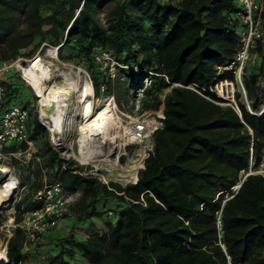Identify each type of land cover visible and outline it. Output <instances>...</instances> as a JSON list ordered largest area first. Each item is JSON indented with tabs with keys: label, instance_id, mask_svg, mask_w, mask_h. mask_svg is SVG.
<instances>
[{
	"label": "trees",
	"instance_id": "trees-1",
	"mask_svg": "<svg viewBox=\"0 0 264 264\" xmlns=\"http://www.w3.org/2000/svg\"><path fill=\"white\" fill-rule=\"evenodd\" d=\"M239 10V0H0V62L28 56L37 38L50 36L61 59L72 60L62 55L69 46L87 62L97 96L115 95L114 84L123 83L126 98L142 90L139 112L164 106L144 167L126 185L103 183L44 143L43 165H56L64 189L80 196L69 206V232L39 257L42 264H73L77 254L88 264H264V173L257 172L264 115L239 102L240 116L210 91L234 79L218 67L235 57ZM102 52L119 63L117 78L103 77L95 57ZM24 84L20 75L0 80V104L27 107L17 90ZM243 84L248 98L264 91V63L247 68ZM28 127L45 130L32 110ZM37 187L18 211L26 202L24 212L37 207ZM108 204L104 230L76 238L77 224L99 219ZM24 243L18 227L7 242L8 264L24 263Z\"/></svg>",
	"mask_w": 264,
	"mask_h": 264
},
{
	"label": "rangeland",
	"instance_id": "rangeland-1",
	"mask_svg": "<svg viewBox=\"0 0 264 264\" xmlns=\"http://www.w3.org/2000/svg\"><path fill=\"white\" fill-rule=\"evenodd\" d=\"M100 21L105 24L106 17L105 13L99 14ZM238 33V31H237ZM53 38L48 37L45 41L41 42L40 38H37L35 41V44H38V46L33 49V46L26 49L24 52H29V55L26 57H21L17 60L10 61V62H0V80H6L10 76H16L20 75V77L23 79L25 84L22 86L20 85L17 90L19 93H21V97L26 98L24 100H28L27 108L32 110L34 113H37L38 118L40 122L43 124V121L40 119L39 116V109H40V100L41 98L36 95V92L33 90V88L28 85L27 81L23 78L19 68L17 67L18 63H26V61L32 60L35 57H40L44 59L45 61H49L54 63L56 66L59 67L60 71L63 73H70L71 76L76 78V73L80 78H84L85 80L89 81L91 83V76L87 69V62L82 60L81 57H78L77 51L71 47H66L64 50H62V55L64 56H70L72 60H63L59 56V50L58 55L55 59L51 57L50 54H48L49 50H52L54 48L58 49V46L52 43ZM57 51V50H56ZM261 56H262V62L264 63V45L261 48ZM110 58H113L111 54L109 55ZM114 60V59H113ZM99 63V70L101 71L103 77L105 78H117V67L114 65V63L109 59L105 58L101 61H98ZM13 64V66H12ZM253 67V66H252ZM72 70V71H71ZM114 70V74L112 72ZM54 78V79H53ZM49 82H47V86L51 87L55 81L60 82L61 77H53ZM123 80V79H122ZM122 82V81H121ZM234 91L231 86H228L227 89L224 90V96L227 98L226 90H231L234 92V98L230 100H234L235 103L230 102L228 100H224V105H233L236 110H238V103L241 102L245 105L246 109L249 112H260L259 115H264L263 107H264V91H259V95L257 97H247L248 101H245V97L241 95V97H237V92L242 93L238 89V85L234 80ZM92 85V83H91ZM93 87V85H92ZM124 85L123 83H117L114 84V92L115 95H105L102 94L100 96H97L94 93L93 89V112H96L97 110L101 109L106 101L108 99H112L114 102V108L112 110V120L116 123L121 124V129L124 131L125 129L131 128V123L134 124L137 120H150L153 119L156 115L153 111L148 112H139L138 111V103L139 99L142 97V90H130V96L128 98L124 97L122 94ZM120 95L118 98V95ZM221 92L218 90L216 92V95L218 97H221ZM76 97V93L70 94L68 96V101L71 102ZM222 98V97H221ZM239 111V110H238ZM135 119V121H134ZM77 122H80L82 120L81 116H77L75 118ZM44 125V124H43ZM45 130H40L39 132H36L32 128L28 127L29 132V138L33 142V151L35 152L37 156L41 158V162L37 163L35 160L33 162H30L29 164H26L24 162H20L19 160L13 159L10 163H2L0 164L7 165L10 170L12 171V174L17 178L18 184L17 188L14 192L13 198L11 202L9 203L11 205L10 208H6L0 217V250H7V242L9 238L13 235L15 230L18 229V225L15 222V219L20 217L21 220L23 218V215L25 214L24 208L26 205H28L29 202L24 203L21 206V210L18 211L16 209V204L21 201L24 194L31 191V188L33 185H35L37 178L41 174V168L45 169L47 172L48 177L52 178L54 176V172L56 170V166H44V160L42 157L46 154L42 147L44 146L45 142H48V145L56 151L62 158L69 159L74 161L75 163L82 165L84 167H87V171L90 174H93L99 178L103 183L108 184L109 182H118L122 185H126L129 182H135L137 180L138 171L144 167V160L148 156V153L153 145V139L152 137L144 140V141H134L130 140L129 135L126 136V138H123L120 140L119 145L115 148L113 145L109 142H106L103 144V150L108 155L109 161H94V162H80L75 156L72 154L71 151L68 149H64L63 147H57L54 145V143L51 141V134L47 126H45ZM76 135V131H73L71 133H68V135L65 137L66 139L74 138ZM24 151V150H23ZM143 152V154H142ZM41 165L43 167H41ZM249 172L253 170H248ZM258 173H264V156L262 164L258 167L257 170ZM242 174L244 175L245 172L243 171ZM71 196L70 205L73 204L76 199L78 198L77 195L69 193ZM109 207H105L107 209H103L102 213L103 215L97 219H91L86 220L80 224H77V228L75 229V236L78 239H83L87 233L88 230H91L93 228L104 230L105 228V221L109 219V214L107 210H110L114 205L108 204ZM73 216L70 214V211L65 216V218L60 222L59 226L54 230V232L51 231V237L48 241L46 239L47 237H43L40 240V244L35 245L31 248L30 251L26 252V254H29L31 251L36 252L35 258H31L32 262H28V257H26L27 261L23 264H42V259H39L40 256H42L45 253L51 252L50 250L54 248V246L59 241V238H62L65 234L69 232L68 226L66 228H63V225L69 224L71 222V218ZM69 221V223H66ZM47 235V234H46ZM6 253V252H5ZM73 264H88V262L80 255L77 254L72 259Z\"/></svg>",
	"mask_w": 264,
	"mask_h": 264
},
{
	"label": "built area",
	"instance_id": "built-area-1",
	"mask_svg": "<svg viewBox=\"0 0 264 264\" xmlns=\"http://www.w3.org/2000/svg\"><path fill=\"white\" fill-rule=\"evenodd\" d=\"M239 1L240 10L236 14L240 23L237 30L239 36L238 48L233 61L218 67L219 73L227 71L233 75L234 79L220 80L210 89L215 94L220 90L222 99L233 103H235L234 100L230 99L234 98V80L238 85V89L242 92L241 95L247 98L243 77L247 68L261 65L262 56L260 51L264 45V0ZM109 55L107 52H102L95 57L97 61L109 58L114 65L118 66L119 63L114 58H110ZM112 72L114 74V70ZM145 84L148 85L149 81L146 80ZM228 86H231L233 91L226 90L228 97L225 98L224 90ZM102 89H104V86H102ZM230 106L234 107L232 104ZM163 109L164 106L162 105L158 111H153L156 115L153 119L134 122L132 137L135 141L141 142L152 137L154 132L162 127ZM29 110L20 104H10L5 107L0 104V162L8 164L13 159L26 164L34 160L37 163L41 162V158L31 151L33 142L29 138L28 132ZM238 110H240L239 107ZM251 113L254 115L260 114V112ZM22 143L28 145V148L24 151L20 148ZM13 146L16 149H12ZM62 169H65V165H62ZM36 181L38 187L34 192L32 201L37 207L26 211L22 220L17 224L25 236L24 252L30 251L41 238L59 226L69 212L71 201V196L64 189L58 175L49 178L46 170L41 169V174Z\"/></svg>",
	"mask_w": 264,
	"mask_h": 264
},
{
	"label": "bare ground",
	"instance_id": "bare-ground-1",
	"mask_svg": "<svg viewBox=\"0 0 264 264\" xmlns=\"http://www.w3.org/2000/svg\"><path fill=\"white\" fill-rule=\"evenodd\" d=\"M56 50L58 49L48 51L53 59L57 56ZM17 67L28 85L41 98L39 116L50 131L51 141L55 146L71 151L80 162L109 161L108 155L103 150V144L109 142L116 148L120 140L127 135L130 140H134L132 123L130 130L122 131L121 124L112 120L114 108L112 99H108L101 109L93 112V87L77 73V77L74 78L71 72L63 73L54 63L40 57H35L26 63H18ZM56 76L61 77V81H55L51 87H48L46 83ZM73 93H76V97L70 106L68 96ZM244 100L248 101L247 98ZM77 116H81L80 122L75 120ZM73 131H76L74 138L66 139L68 133ZM0 169L8 173V178L0 184L1 217L3 211L11 207L9 203L18 181L7 165L0 164ZM5 252L3 249L0 250V264L8 262Z\"/></svg>",
	"mask_w": 264,
	"mask_h": 264
},
{
	"label": "crops",
	"instance_id": "crops-1",
	"mask_svg": "<svg viewBox=\"0 0 264 264\" xmlns=\"http://www.w3.org/2000/svg\"><path fill=\"white\" fill-rule=\"evenodd\" d=\"M14 147V146H13ZM33 147V146H32ZM22 150V149H21ZM31 151L33 152V153H35L34 151H33V148L31 149ZM36 155V154H35ZM44 160H45V158H47V155L45 154L43 157H42ZM56 166V165H55ZM41 167H43L42 165H41ZM47 168V167H46ZM42 169V168H41ZM39 178V177H38ZM50 178V177H49ZM35 192V191H34ZM34 192H33V195H34ZM74 195H77V197H79L80 196V192L78 191V192H76V193H74ZM33 199V198H32ZM66 223H69V221H67ZM68 226V228H70L71 227V222L69 223V224H64L63 225V228H66ZM49 235V236H48ZM51 232H49L47 235H45V237H47L46 239H48V241H49V239H50V237H51ZM87 237V235H85V237L83 238V239H85ZM27 257L29 258L28 259V262L30 261V262H32V260H31V258H33L34 256L31 254V253H29V254H27ZM27 261V259H25V262Z\"/></svg>",
	"mask_w": 264,
	"mask_h": 264
},
{
	"label": "water",
	"instance_id": "water-1",
	"mask_svg": "<svg viewBox=\"0 0 264 264\" xmlns=\"http://www.w3.org/2000/svg\"><path fill=\"white\" fill-rule=\"evenodd\" d=\"M238 113L241 116V111L239 110ZM8 178V173L6 171H3L2 169H0V184L3 183L6 179ZM240 185H238L236 188H239ZM9 261L6 263L8 264Z\"/></svg>",
	"mask_w": 264,
	"mask_h": 264
}]
</instances>
